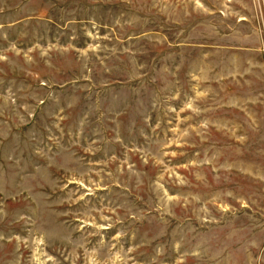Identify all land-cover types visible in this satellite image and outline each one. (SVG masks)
Returning <instances> with one entry per match:
<instances>
[{
    "label": "rangeland",
    "instance_id": "1",
    "mask_svg": "<svg viewBox=\"0 0 264 264\" xmlns=\"http://www.w3.org/2000/svg\"><path fill=\"white\" fill-rule=\"evenodd\" d=\"M0 264H264V0H0Z\"/></svg>",
    "mask_w": 264,
    "mask_h": 264
}]
</instances>
